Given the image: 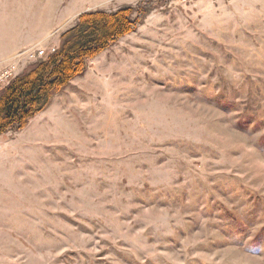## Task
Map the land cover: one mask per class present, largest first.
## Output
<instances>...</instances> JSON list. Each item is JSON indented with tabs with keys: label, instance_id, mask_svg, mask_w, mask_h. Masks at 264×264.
Segmentation results:
<instances>
[{
	"label": "rangeland",
	"instance_id": "1",
	"mask_svg": "<svg viewBox=\"0 0 264 264\" xmlns=\"http://www.w3.org/2000/svg\"><path fill=\"white\" fill-rule=\"evenodd\" d=\"M142 1L0 0V89ZM153 3L0 134V264H264V0Z\"/></svg>",
	"mask_w": 264,
	"mask_h": 264
},
{
	"label": "trees",
	"instance_id": "2",
	"mask_svg": "<svg viewBox=\"0 0 264 264\" xmlns=\"http://www.w3.org/2000/svg\"><path fill=\"white\" fill-rule=\"evenodd\" d=\"M153 1L156 0L115 11L80 14L76 23L62 34L61 45L54 52L28 66L0 89V134L26 125L73 77L85 70L87 59L133 30L153 8Z\"/></svg>",
	"mask_w": 264,
	"mask_h": 264
},
{
	"label": "built area",
	"instance_id": "3",
	"mask_svg": "<svg viewBox=\"0 0 264 264\" xmlns=\"http://www.w3.org/2000/svg\"><path fill=\"white\" fill-rule=\"evenodd\" d=\"M43 51L40 50L39 51V54H42ZM8 78V73L5 72V73H0V88L2 87V85L5 83V80Z\"/></svg>",
	"mask_w": 264,
	"mask_h": 264
}]
</instances>
